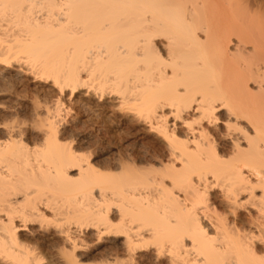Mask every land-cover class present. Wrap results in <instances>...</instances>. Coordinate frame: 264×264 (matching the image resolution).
Instances as JSON below:
<instances>
[{
    "label": "snow or ice",
    "instance_id": "6c2138e0",
    "mask_svg": "<svg viewBox=\"0 0 264 264\" xmlns=\"http://www.w3.org/2000/svg\"><path fill=\"white\" fill-rule=\"evenodd\" d=\"M162 7L205 45L221 18L233 25L243 77L191 73L154 26ZM0 10L22 13L0 35V163L21 161L0 175V264H264V0Z\"/></svg>",
    "mask_w": 264,
    "mask_h": 264
},
{
    "label": "bare ground",
    "instance_id": "6f19581e",
    "mask_svg": "<svg viewBox=\"0 0 264 264\" xmlns=\"http://www.w3.org/2000/svg\"><path fill=\"white\" fill-rule=\"evenodd\" d=\"M5 2H14V0H5ZM156 3L166 5L176 2V0H155ZM186 3H192L194 0H184ZM218 2L223 3L224 0H218ZM198 11V10H193ZM22 15V13H15L11 10H0V35L7 36L8 34L15 35L16 32V16ZM175 13L174 10L162 7L154 10V26L155 27H166L171 31V35L174 41V51L177 57L183 62L189 71L193 74L202 73L209 78L213 72H222L225 77V83H230L234 78L243 77V71L240 68V59L247 55L248 42L244 40L238 42L233 38L236 28L227 23L226 20L221 18V21L217 24V27L213 30L211 40L205 45L203 43L204 37L199 33L193 35H188L183 28L173 21ZM7 29V32L5 31ZM50 41H56L58 37L52 36L48 38ZM164 41H161L160 47L164 46ZM2 51V48H0ZM110 139V138H109ZM111 144V143H110ZM109 145V144H108ZM104 146V145H103ZM122 157V154H121ZM21 163L20 160H13L6 163H0V175H4V168L7 167L10 170L17 168L18 164ZM47 167L46 165H37ZM69 174H71L69 172ZM50 202L54 206L60 208L65 207V197L53 193L49 195L44 193ZM72 199H75L76 193L73 191L71 193ZM147 199V195L145 196ZM81 202L83 197H81ZM153 203H155V197H153ZM68 207L76 210L74 205L69 204ZM48 229L45 228L44 233H39L43 236L47 233ZM38 233L33 232L32 235L25 233L20 237L21 242H31L35 239ZM76 233L73 236L76 237ZM88 235V230L84 229L79 233V240L82 244L88 245L89 247H94L95 237ZM103 239V237H100ZM58 241L64 240V237L58 236ZM99 241H96L98 243ZM41 241H37L36 251L43 255V249L39 247ZM60 245L56 244L53 246V255H58V249Z\"/></svg>",
    "mask_w": 264,
    "mask_h": 264
},
{
    "label": "rangeland",
    "instance_id": "374dc122",
    "mask_svg": "<svg viewBox=\"0 0 264 264\" xmlns=\"http://www.w3.org/2000/svg\"><path fill=\"white\" fill-rule=\"evenodd\" d=\"M123 139H124V137H121V136H117V137H115V138H110L109 139V145H107V147H111V146H113V144L116 142V141H119V142H123ZM111 143V144H110ZM104 147H106L105 145L103 146V144H101L100 145V148H104ZM25 234V233H24Z\"/></svg>",
    "mask_w": 264,
    "mask_h": 264
}]
</instances>
